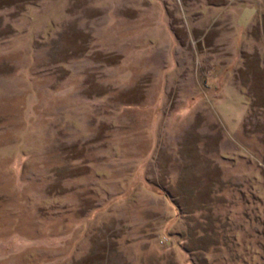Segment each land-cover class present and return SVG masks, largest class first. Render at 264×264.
Returning <instances> with one entry per match:
<instances>
[{
    "label": "rangeland",
    "instance_id": "1",
    "mask_svg": "<svg viewBox=\"0 0 264 264\" xmlns=\"http://www.w3.org/2000/svg\"><path fill=\"white\" fill-rule=\"evenodd\" d=\"M0 264H264V0H0Z\"/></svg>",
    "mask_w": 264,
    "mask_h": 264
}]
</instances>
